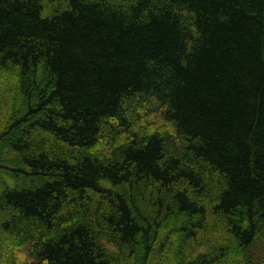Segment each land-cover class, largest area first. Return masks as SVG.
<instances>
[{
  "label": "trees",
  "instance_id": "trees-1",
  "mask_svg": "<svg viewBox=\"0 0 264 264\" xmlns=\"http://www.w3.org/2000/svg\"><path fill=\"white\" fill-rule=\"evenodd\" d=\"M0 120L1 264L264 250V0H0Z\"/></svg>",
  "mask_w": 264,
  "mask_h": 264
},
{
  "label": "rangeland",
  "instance_id": "rangeland-1",
  "mask_svg": "<svg viewBox=\"0 0 264 264\" xmlns=\"http://www.w3.org/2000/svg\"><path fill=\"white\" fill-rule=\"evenodd\" d=\"M3 115L5 118L7 117V115L5 114ZM2 123H3L2 120H0V126L2 125ZM136 129L138 131H143V130L150 131V129L173 131V126L170 123L166 122L163 118L162 113L159 112V113L148 116L146 119L143 120V122ZM6 152L7 154H4L1 159H5L7 156L8 157L10 156V158H12L11 152L9 153L7 149H6ZM111 249L114 250L113 248ZM263 251L264 250H259V249L256 251V248H254L250 253V262L252 263L253 261V264H264V254H262ZM1 258L2 260H4V256ZM241 264H243V262Z\"/></svg>",
  "mask_w": 264,
  "mask_h": 264
}]
</instances>
